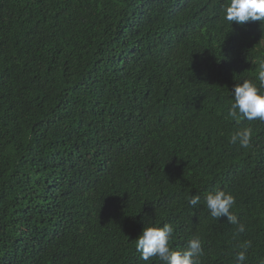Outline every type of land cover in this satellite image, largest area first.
Wrapping results in <instances>:
<instances>
[{
	"label": "trees",
	"instance_id": "16d2710c",
	"mask_svg": "<svg viewBox=\"0 0 264 264\" xmlns=\"http://www.w3.org/2000/svg\"><path fill=\"white\" fill-rule=\"evenodd\" d=\"M228 3L0 0V264H163L135 239L165 224L201 264L246 243L264 264V121L229 115L233 86L260 84L264 23ZM215 190L244 232L211 217Z\"/></svg>",
	"mask_w": 264,
	"mask_h": 264
},
{
	"label": "clouds",
	"instance_id": "9594fccd",
	"mask_svg": "<svg viewBox=\"0 0 264 264\" xmlns=\"http://www.w3.org/2000/svg\"><path fill=\"white\" fill-rule=\"evenodd\" d=\"M224 19L239 25L246 22L259 21L264 23V0H229L224 7ZM258 74L259 86L251 80H243L235 84L231 91L234 98L229 108L231 117L242 116L248 121H264V63ZM252 131L250 128L237 130L230 138L231 144H239L242 148H248L251 142ZM200 197L193 195L189 205L195 207L200 203ZM206 208L213 218L226 217L230 224L238 225V231L244 232L245 226L240 223L238 217L231 212L235 204V197L223 190L209 192L205 197ZM173 227L165 224L162 227H144L141 235L135 239L136 250L140 252L143 261L157 258L163 264H201L200 257L203 255L202 242L199 237L189 240L186 249L174 251L170 247ZM250 243L243 246V250L236 254L237 264H244L246 251Z\"/></svg>",
	"mask_w": 264,
	"mask_h": 264
}]
</instances>
